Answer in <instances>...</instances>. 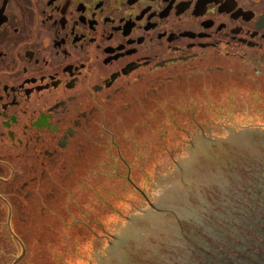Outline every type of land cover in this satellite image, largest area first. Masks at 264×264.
Instances as JSON below:
<instances>
[{
  "label": "flooded vegetation",
  "instance_id": "obj_1",
  "mask_svg": "<svg viewBox=\"0 0 264 264\" xmlns=\"http://www.w3.org/2000/svg\"><path fill=\"white\" fill-rule=\"evenodd\" d=\"M144 104L264 105V0H0V264Z\"/></svg>",
  "mask_w": 264,
  "mask_h": 264
},
{
  "label": "water",
  "instance_id": "obj_2",
  "mask_svg": "<svg viewBox=\"0 0 264 264\" xmlns=\"http://www.w3.org/2000/svg\"><path fill=\"white\" fill-rule=\"evenodd\" d=\"M202 128L207 138L199 128L152 175L147 200L88 264H264V136L226 122Z\"/></svg>",
  "mask_w": 264,
  "mask_h": 264
},
{
  "label": "rangeland",
  "instance_id": "obj_3",
  "mask_svg": "<svg viewBox=\"0 0 264 264\" xmlns=\"http://www.w3.org/2000/svg\"><path fill=\"white\" fill-rule=\"evenodd\" d=\"M260 105L144 104L138 105L139 111L126 124L117 119L110 130L122 156L133 163L129 177L137 188L126 179L128 170L115 162L109 147L96 146L93 165L79 173L75 183L78 193L68 204L64 200L61 214L48 218L45 233L32 230L28 257L22 264H88L128 212L145 202L139 190L147 195L152 175L167 167L193 133L213 122L263 127ZM134 144L141 149L137 156Z\"/></svg>",
  "mask_w": 264,
  "mask_h": 264
}]
</instances>
